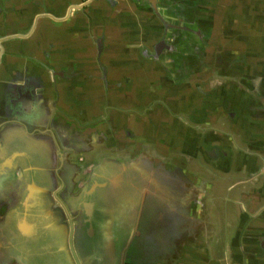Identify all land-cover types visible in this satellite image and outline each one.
Wrapping results in <instances>:
<instances>
[{"label": "crops", "instance_id": "crops-1", "mask_svg": "<svg viewBox=\"0 0 264 264\" xmlns=\"http://www.w3.org/2000/svg\"><path fill=\"white\" fill-rule=\"evenodd\" d=\"M195 5L201 13L203 3ZM233 7L235 13L244 11V69L217 77L224 85L217 99L227 97L236 105L227 116L207 119V112L221 105L217 99L197 101L211 76L183 77L169 100L153 81L166 75L161 60L149 53L164 34L165 21L158 18L167 9L163 0H0V140L5 144L0 175L24 170L38 176L29 182L34 202L35 193L48 188L39 176L56 174L62 164L57 150L31 153L18 140L31 137L37 147L47 145L37 131L53 115L73 129L85 121L86 135L96 139L107 105L124 103L125 94L132 98L133 114L125 116L122 105L119 112L111 109L110 118L130 117L132 125L143 127L146 106L158 104L166 121L155 123L151 145L201 185L203 214L210 206L219 212V202L206 201L218 200L217 185L233 179L231 197L242 205L244 218L235 242L227 243L228 264H264V0H233ZM128 71L152 80L145 92L133 85L123 93L120 79ZM105 79L111 82L103 86ZM198 83L201 88L195 89ZM101 182L97 177L93 186ZM7 183L4 177L0 181L1 187ZM214 223L225 228L221 215ZM211 253L213 262L224 264L214 245Z\"/></svg>", "mask_w": 264, "mask_h": 264}, {"label": "flooded vegetation", "instance_id": "flooded-vegetation-1", "mask_svg": "<svg viewBox=\"0 0 264 264\" xmlns=\"http://www.w3.org/2000/svg\"><path fill=\"white\" fill-rule=\"evenodd\" d=\"M196 1L203 3L201 13ZM163 3L167 7L165 14L157 15L165 21L164 34L149 50L166 70L164 77L153 80L161 83L158 90H164L162 94L169 100L183 77L200 74L203 78L211 77L201 89L202 95L197 94V101L217 99L224 88L217 77L237 73L244 60L242 7L235 13L233 0H163ZM125 74L120 79L123 93L133 90V85L145 92L152 81L132 72ZM110 82L105 79L103 86ZM201 85L198 83L195 89ZM217 100L222 106L216 104L213 112H207V119L227 116L236 105L227 97ZM176 104L181 109L183 104ZM122 105L126 108L125 116L133 114L128 94L124 103L107 105L102 118L103 131L96 139L86 135L85 121H77L73 129L53 115L37 131L47 145L37 147L31 137L18 140L31 153L36 152L33 149L43 153L57 150L60 159L57 163L62 166L47 178L39 176L46 179L43 182L48 188L35 193L34 202H30L33 193L29 182L38 176L24 170L15 175H0V181L3 177L8 181L6 187L0 185V264H217L212 260L214 254L209 243L207 258L185 241L183 257L171 253L175 248L172 236L192 237V231L198 222H204L206 213L203 214L201 185L191 176L181 174L169 156L155 152L151 145L153 138L149 136L154 134L155 123L166 121L162 120L166 115L164 108L154 104L148 110V104L143 114L145 125L137 127L130 117L124 121L110 118L111 109L117 110ZM3 145L0 140V149ZM99 168L102 172L97 171ZM97 177L102 182L94 187ZM231 181L232 178L218 185L219 213L225 220L224 230H228L226 251L223 253L221 244L218 252L226 256L227 243L235 242L244 218L242 205L231 197L235 188Z\"/></svg>", "mask_w": 264, "mask_h": 264}, {"label": "rangeland", "instance_id": "rangeland-1", "mask_svg": "<svg viewBox=\"0 0 264 264\" xmlns=\"http://www.w3.org/2000/svg\"><path fill=\"white\" fill-rule=\"evenodd\" d=\"M229 67V66H228ZM244 69V65L243 63L240 64L239 66V70L238 71H242ZM166 158V157H165ZM230 182V181H228ZM218 188V185H217ZM226 200H224L223 202H225ZM206 202H216L218 203V200H209ZM206 216H204L205 220H208L207 224L205 222H201L199 224H197V227L195 228V230L192 231V237L190 235H186L181 237L180 239H178L177 236H172V238H175V242H173L172 246H175V248L172 250L171 249V253L173 255H175L177 258H181L186 254L185 251V245L183 244V242H187L188 244H190L191 246H194L195 248L198 249V252L200 253V255L203 258H207L208 257V252H209V248H208V243L209 246L210 245H214L215 249L217 251H219V249H221L220 245H223V253L224 251H226V249L224 248V242L227 240V235H228V230L227 229H222L218 226H220L221 224H215L214 223V219H215V215L218 216L220 215L219 212H214L213 211V207L210 206V209L207 210ZM216 228V229H215ZM223 234L225 235V238H223ZM183 240V241H182ZM198 240V241H197ZM199 241H203V242H199ZM187 245V244H186ZM174 251V252H173ZM223 253L221 252V258L224 262V264H228L227 262V256L223 255ZM172 254L170 257V261H172ZM168 264H172V262H169ZM183 264V263H180Z\"/></svg>", "mask_w": 264, "mask_h": 264}]
</instances>
